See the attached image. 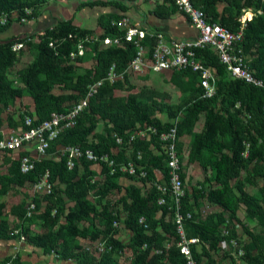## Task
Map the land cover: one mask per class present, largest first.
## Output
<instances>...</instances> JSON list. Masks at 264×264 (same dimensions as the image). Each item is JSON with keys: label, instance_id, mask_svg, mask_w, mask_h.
<instances>
[{"label": "trees", "instance_id": "1", "mask_svg": "<svg viewBox=\"0 0 264 264\" xmlns=\"http://www.w3.org/2000/svg\"><path fill=\"white\" fill-rule=\"evenodd\" d=\"M47 1L0 0V13L7 14V22L0 23V32H4L12 22L21 21L22 17L32 19ZM164 1L172 5L168 14L177 10L171 0ZM191 2L202 7L212 21L230 30H237L240 26V21L234 17L233 11L239 12L243 7L259 11L246 21L242 44L246 61L254 75L264 84V0ZM109 3L120 5L119 0H84L78 6H105ZM219 4L225 5L221 13L218 12ZM26 9L31 12L27 13ZM118 18L117 14H100L97 17V25L102 30L100 37L120 33L111 24L113 19ZM70 33L83 35L93 32L72 25L70 20H61L46 28L37 36L36 42L30 41L32 35L0 40V112L25 93L30 96L34 106L32 112L24 110L18 118H11L8 123L10 129H27L24 124L25 115L32 117L33 123L36 124L48 118L54 111H68L72 104L84 96L87 84L102 77L111 62H115L118 68L124 67L135 53L133 44L128 41H125L122 47L110 45L100 49L97 48L98 43H88L87 45L93 44L96 51L95 64L73 77L74 65L67 58V54L75 49L74 41L61 40L55 43L54 48L48 45L51 39L66 38ZM19 41L24 42V46L18 51H13L12 44ZM28 47L32 50L33 59L19 71L20 85L14 86L8 74L18 61L22 50ZM196 52L199 57H203L207 65L215 69L216 93L212 97L202 96L203 89L197 81V72L189 70L176 71L172 78L179 90L185 94L178 104L158 101L154 92L117 95L116 91L132 87L127 85V77L113 84L105 83L79 114L76 124L63 131L50 145L49 149L53 148L54 144L91 148L96 153L108 154L116 163L126 162L128 155L135 159L136 152L141 151L142 158L137 162L145 167L147 177L138 179L144 185L149 183L150 186L146 189L133 185L125 187L123 195L116 201H111L106 197L112 190L120 189L117 180L121 175L136 177L121 172L118 168L112 171L104 164L103 179H94V172L90 168L94 163L92 161L81 158L75 162L73 168L68 169L64 156H60L59 161L44 159L36 164V173L48 169L53 189L47 195H33L31 200L36 205L35 213L40 210L42 203L44 204L37 217L43 219L45 230L32 234L23 225L26 219L36 216L33 213L30 217H25V206L14 205L10 209L11 214L18 218L16 228L25 236L26 242L40 248L44 253L54 251L60 259H72L76 264H185L183 255L175 244L176 232L172 215L166 206L157 203L160 193L152 184L155 170H159L164 176L167 173L164 153L150 151L156 144L157 136L136 137L130 144L127 143L129 136L144 125L155 126L158 134L175 125L178 151L182 148V137L190 136L187 162H198L208 172L199 187L193 188L190 193L184 189L182 210L192 213V207L199 206L201 199L221 208L219 213L206 215L203 220L196 219L192 213V218L186 220L187 236L197 237L202 244L201 254L208 256L209 250L215 249L222 238L218 227L226 219L227 225L237 220L236 213L242 205L248 217L255 219L263 228L260 235L248 230L246 233L251 238L248 248L258 251L253 259H264V197L260 199L249 194L242 181L243 171L249 173V183L255 184L256 178H262L260 191L264 194V85L256 87L230 78L225 66L219 63L211 48ZM79 58L82 56L75 60ZM56 85L69 88L74 93H54L52 89ZM164 113L172 121L162 122L158 114ZM200 116L204 117V123L200 131H195ZM100 122L103 123V133L95 132ZM116 136L121 137L122 143L116 142ZM115 150L117 152H114ZM127 151L129 152L126 156ZM13 152L6 151L9 155ZM79 164L83 167L82 173L78 171ZM34 176L35 174H22L18 160H10L7 173H0V192L4 193L9 184L22 186L25 182L32 183ZM213 183L219 184V187H212ZM204 184L208 186L205 187ZM64 197L73 202L71 207L67 206ZM3 210L4 204L0 203V239L18 237L19 233L15 234L9 229ZM121 216L123 226L131 231V237L126 244L117 239L119 227L113 226V221L120 220ZM62 217L64 219H61ZM141 217L143 222H139ZM229 233V236H234L233 230L230 229ZM81 239L92 243L102 239L106 246L111 248L96 255L95 250L84 249L80 245ZM166 243L170 245L167 247ZM242 246L244 248V245ZM124 250L131 251V256L125 261H120ZM191 251L194 258L199 260L200 253L194 246H191ZM247 253V249H244L243 256L249 258ZM7 261L12 264H26L18 254L3 258L0 264ZM206 264H214V261L209 258Z\"/></svg>", "mask_w": 264, "mask_h": 264}, {"label": "built area", "instance_id": "2", "mask_svg": "<svg viewBox=\"0 0 264 264\" xmlns=\"http://www.w3.org/2000/svg\"><path fill=\"white\" fill-rule=\"evenodd\" d=\"M178 12L183 14L192 26L197 30L198 35L194 39H176L167 38L160 30L144 29L140 25L133 23L128 17H122L112 20L119 34L100 35L94 34H68L66 38L51 39L48 42L49 47L54 48L55 43L70 39L74 41L75 49L67 54L70 61L83 56L88 43H98L101 48L106 46L122 47L125 41L131 42L135 48V53L126 66L118 68L115 62H111L104 75L98 79L89 82L86 86L84 96L72 104L70 109L65 112H52L48 118H44L38 123H33V118L25 115L24 124L27 129H19L10 132H4L0 129V153L6 151H20L26 145L32 146L31 153H23L17 158L19 171L22 174H35L31 183L33 195H47L52 192L53 183L50 179L48 169L36 173V164L42 162L48 155L51 143L65 130L72 128L76 124L79 114L88 106L89 100L98 92L99 88L105 83L113 84L117 81H123L130 74H140L145 69L153 72L175 70L197 72V81L203 89V97H212L216 93V72L215 69L207 65L203 57L197 55V50L211 48L217 56L219 63L224 65L230 78L241 80L247 84L262 87L263 81L254 75L246 61V55L243 50V31L246 21L251 17H242L239 19L240 26L237 30H230L218 22L212 21L204 12L202 7L195 6L191 0H171ZM30 13L29 9L25 10ZM25 18V17H24ZM23 17L21 21H24ZM7 22V14L0 13V23ZM24 46V42H14L11 46L13 51H18ZM151 135L157 136L156 144L151 148V152L164 153L167 173L161 178L152 181L154 187L159 191L157 203L166 206L171 213L175 225V244L179 252L183 255L185 264H199L191 251V246L200 241L195 236H187L186 220L192 218V213L182 210V199L184 197V179L181 174L182 153L178 151V139L176 126H171L168 130L158 134L155 126L151 124L144 125L137 132L132 133L127 141L128 144L136 138H145ZM116 142L122 143V139L116 136ZM143 153L137 151L135 159L128 155L126 162L116 163L106 153H96L91 148H82L78 145H67L61 150L60 156L66 158L68 169L74 167L75 162L81 158L98 164L107 165L112 169L118 168L119 171L127 173L136 178H146L147 170L143 165L137 162L142 158ZM205 212V210H202ZM36 212V205L33 200H29L25 206V217H30ZM120 220H114L113 226L120 227L123 217ZM141 217L139 222H143ZM13 233H19V229H14ZM223 236H228V231H221ZM25 242V236L22 233L16 237L14 245V257L18 252L19 245ZM232 254L243 256L244 248L241 243L235 239L228 240ZM170 243H166L168 247ZM111 246H106L102 239L93 243V247L86 248L96 251V255L110 250ZM47 254H53L58 257L54 251ZM5 264H12L7 261Z\"/></svg>", "mask_w": 264, "mask_h": 264}, {"label": "crops", "instance_id": "3", "mask_svg": "<svg viewBox=\"0 0 264 264\" xmlns=\"http://www.w3.org/2000/svg\"><path fill=\"white\" fill-rule=\"evenodd\" d=\"M82 1L84 0H58L56 3H50V4L46 3V5H43L40 7L39 9L40 11H38V13L32 19H27L23 17L25 19L24 21L12 22V24H10V26L4 32H0V40H4L6 38L20 37L24 35L25 36L32 35V38L30 39V41H32L35 38H37V36L41 35L46 28L48 27L50 28L56 25L61 20H70L72 25H75L78 28L83 29V30H91L92 32H96L97 35H100L102 33V30L97 25V17L100 14H117L119 15L118 19L122 17H128L133 23L140 25L144 29H155V30L162 31L167 38L194 39L198 35L197 30L192 26V24L188 21V19L183 14H181L177 10L174 12H170L169 14L167 13L172 8V5L169 2H165L164 0H133L131 2L128 0L126 1L119 0L120 5L119 4L113 5L109 3L105 6H94V7L84 6V7L79 8L78 5ZM102 1H107V0H102ZM28 51H31L30 52L31 54ZM27 53L31 55V59L28 61V63H30L31 60L33 59V54H32V50L29 47L24 48L21 52V54L23 55ZM20 57L21 55L19 56V59ZM52 90L54 93H60V94L74 93L73 90L69 88L68 89L62 88L58 85L54 86ZM25 97L26 99L27 97H29L26 103H24L21 100ZM17 100L19 101L20 104H22L23 110H28L30 112L34 110L33 102L30 96L23 95L20 99H17ZM66 105H67V102H66ZM158 117L160 118L162 122L172 121L168 119V117L163 116V114L158 115ZM11 118L13 117H10L9 120ZM9 120H8V123H9ZM203 123H204V117L200 116L199 120L196 123L194 130L200 131L203 126ZM7 127L9 128V131H15V128L10 129L9 124L7 125ZM0 129H2L4 132H7L4 128H0ZM19 129L20 127H16V130H19ZM102 129H103V123L100 122L95 132L103 133ZM187 137H189V140H190V136H184L182 137V139H186ZM188 143L187 145H184L182 142V148L180 151L182 153V158H183L182 164L184 165V174H183L184 175V189L190 193L193 188L199 187L200 182L204 180V177L206 173L208 172H206L205 169L198 162H191V163L187 162ZM63 147L64 146L61 144H54L53 148L49 149L48 155L46 156L45 159L59 161L60 153ZM31 152H32V146L26 145L20 151L18 152L14 151L13 154H10V155L14 156L17 153L23 154V153H31ZM114 152H117V150H115ZM128 152L129 151L125 152L126 156L128 155ZM0 155L9 156V153L3 152V153H0ZM14 159L16 160L17 157L16 158L13 157L11 160H14ZM3 160L2 162H4ZM8 166H9V163H8ZM186 167H188L189 170L188 169L186 170L185 169ZM90 168L94 172V179H103V173H102L103 170L98 164L92 163L90 165ZM190 168L194 169L193 170L194 175H191ZM7 171H8V167L5 172L0 171V173L5 174L7 173ZM78 171L79 173L83 172V167L81 166V164H79L78 166ZM161 176H162L161 172L159 170H155L153 180L159 179L161 178ZM195 176H197V179L193 183ZM190 180L192 181V184L189 187H186V184ZM261 180L263 181L262 178L258 177L255 179V184L247 182V184H249L250 186L249 188L245 186V182L243 180L242 181L244 183L245 190L249 194L254 195L257 198L263 199L264 194H262V191H260V188L263 185V183L261 185L259 184ZM117 181L120 186V189L112 190V192H110V194L106 197L107 199L111 201H116L117 199H119L123 195L125 187L133 185V186H138V187H142L143 189H146L148 188V186H150L149 183L144 185V183H142L138 178H132V177L125 176V175H121ZM13 185L18 186V187H23L24 185H30L31 187L30 182H25L24 185L22 186L17 185V184H9L6 187V191L4 193L0 192V196L5 195L7 192V188ZM212 185H213L212 187L214 188L219 187V184L213 183ZM60 186L63 187L62 184H60ZM204 186L207 187L208 185L204 184ZM252 188H256V192L257 191L258 192L255 193V191ZM0 191H1V185H0ZM31 194H32L31 195V198H32L33 196L32 187H31ZM112 196H116V198L112 199ZM64 199L66 201L67 206L71 207L73 205L72 201H68L65 197ZM199 201H200L199 206L192 207V213L193 215L196 216V219L203 220L205 219L206 215L216 214L221 211L220 206L217 204L210 203L204 199H201ZM0 203L4 204L3 213L5 216H8V214L5 212L6 202L0 201ZM43 208H40V210L37 211V214H40ZM10 209L11 207L8 208V212L10 211ZM202 210H205V212H203ZM240 211H244V218L240 215ZM12 215L14 216V219L16 220V222H18L17 216L14 214ZM157 216H159V214H157ZM226 216L227 215H225V217ZM236 216L238 219L235 221L233 220L231 225H227L228 223L227 219L225 220L224 223L220 224V226L218 227V230H220L221 232L223 229H226L228 231V236L222 235V238L220 242L217 244L216 248L209 250L208 256L203 253L201 254L202 244L200 242L194 245L195 250L198 253H200L199 260H198L199 264H206L209 258L214 261V264H264V259H259L258 261L253 259V257L257 255L258 251L255 248H251V249L248 248V245L251 243V238L246 233V231L248 230L250 232L260 235L263 232L262 226L255 219L248 217L246 210L244 206L242 205L239 206ZM38 219H41L40 216L38 217ZM61 219H64V218L62 217ZM249 221L253 222V224L257 226L258 232H255L254 230L248 227L247 222ZM24 224H25V221L23 222V225ZM9 229L14 230V228H11L10 226H9ZM230 229L233 230L234 236H229ZM158 230L161 231V229L159 228ZM130 237H131V231H130ZM230 238H235L239 242H241L240 240L244 242L243 244L244 249H247V252H248L247 254L249 255L248 256L249 258H246L244 256H235L232 254V250L228 244V240ZM15 242H16V238L7 239V240L0 239V260H2L3 258L7 256H11L14 254ZM26 246H31L32 248L39 249L42 252V257L46 260L48 259L50 260V258L57 259L59 261L61 260L59 257H56L53 254L46 255V253H44L40 248L34 245H31L25 241L19 245L18 252L16 253L20 256L22 261H23L22 253L25 252V250H27ZM206 246H207V243L205 244V248ZM67 260L73 261L72 259H67ZM30 264H33V263H30Z\"/></svg>", "mask_w": 264, "mask_h": 264}, {"label": "rangeland", "instance_id": "4", "mask_svg": "<svg viewBox=\"0 0 264 264\" xmlns=\"http://www.w3.org/2000/svg\"><path fill=\"white\" fill-rule=\"evenodd\" d=\"M58 0H48L47 4L50 3H56ZM43 5H46L43 4ZM42 5V6H43ZM224 4H219L218 5V12L221 13L224 9ZM40 11V10H39ZM255 12H259L256 11L253 8H246L243 7L240 9L239 12L237 11H233V15L234 17H236L238 20L241 19L242 17H252L254 15ZM249 13V15H248ZM15 17V14L14 16ZM94 35H97L96 32H93ZM37 38H35L34 40H32L31 42H36ZM97 48H101V46L98 44ZM29 53L31 51H28ZM21 54V57L19 59L18 62L15 63V65L11 68L9 74H8V78L13 82L14 86H19L20 85V78H19V71L22 70V68L24 66H26V64L28 63V61L31 59V53L29 54ZM95 54L96 51L94 49L93 44H89L86 46V50L84 55L82 56V58H79L77 60L74 61H70L72 63V65H74V74L73 77L78 74V73H83L85 71H87L90 67H92L95 64ZM22 58V59H21ZM176 71L173 70H167V71H160V72H153L149 69H145L144 72L140 73V74H130V76L127 77L128 79V83L127 85H132L131 88L124 89V90H120V91H116L115 93L117 95H127L129 93H139V92H143L144 94H151L152 92L156 93L157 97L156 100L158 101H166L172 104H178L181 102V100L185 97V94L182 93L178 86L175 84V82L172 80V78L174 77ZM126 85V86H127ZM62 88H65L62 86ZM25 96H29L27 93L24 94ZM26 99L23 98L21 99L24 103L27 102V100L29 99V97H27ZM23 106L22 104L19 103L18 100L13 101L12 103H10V105L8 106V108H6L4 111L0 112V128H4L7 132L9 131V128L7 127L8 125V120L9 117H13L18 118L19 114L23 113ZM2 113V114H1ZM161 115V114H158ZM163 116L167 117L165 115V113L163 114ZM101 129V128H100ZM10 132V131H9ZM189 141V137H187L186 139H182V142L184 145H187ZM19 153L15 154L14 156L9 155V156H1L0 155V171L1 172H5L7 167H8V163L9 161L13 158V157H19ZM4 159V160H3ZM2 160L4 162H2ZM186 170L188 169V167L185 168ZM190 173L191 175L193 174V168H190ZM189 170V169H188ZM248 176L249 173L246 171L242 172V179L245 182V186H247L248 188L250 187L249 184H247L248 182ZM197 176L194 177L193 183L196 181ZM263 183V181L261 180L259 182V184L261 185ZM192 184V181L190 180L187 184L186 187H189ZM255 193L256 192V188H252ZM251 190V189H250ZM31 187L30 185H24L23 187H18V186H9L7 188V192L5 195L0 196V201H5L6 202V208H5V212L8 214V216H5V218L8 221V225L11 228H16V220L14 219V216L11 214V212H8V208L14 206V205H20L22 207L26 206V203L30 200L31 198ZM116 196H112V199H115ZM44 204L41 205V208H43ZM36 216L32 217L31 219H26L25 220V227H27L29 229V231L34 234V233H40L42 231L45 230V226L43 224V219H38L37 217V213H35ZM240 215L244 218V211H240ZM13 217V219H12ZM83 224V223H81ZM248 227L252 230H254L255 232H258V228L255 224H253V222H247ZM117 239L123 243L126 244L129 239H130V231L127 230L124 226L123 223L121 221L120 227H119V233L117 235ZM241 245L244 244V242L242 240H240ZM80 245L86 249L88 248H92L93 247V243L83 240L81 239L79 241ZM92 244V245H91ZM27 250H25V252L22 253V258L23 261L26 264H30V263H42V264H76L71 260H57V259H51L50 260H46L42 257V252L39 249H35L32 248L31 246H26ZM122 256L120 257V261H125L126 258H129L131 256V251L129 250H124L123 253L121 254Z\"/></svg>", "mask_w": 264, "mask_h": 264}, {"label": "bare ground", "instance_id": "5", "mask_svg": "<svg viewBox=\"0 0 264 264\" xmlns=\"http://www.w3.org/2000/svg\"><path fill=\"white\" fill-rule=\"evenodd\" d=\"M248 15H249V13H248Z\"/></svg>", "mask_w": 264, "mask_h": 264}]
</instances>
